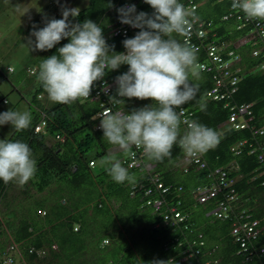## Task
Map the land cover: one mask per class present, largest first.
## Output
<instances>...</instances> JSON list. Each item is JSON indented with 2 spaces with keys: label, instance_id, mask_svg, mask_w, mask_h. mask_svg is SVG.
<instances>
[{
  "label": "trees",
  "instance_id": "16d2710c",
  "mask_svg": "<svg viewBox=\"0 0 264 264\" xmlns=\"http://www.w3.org/2000/svg\"><path fill=\"white\" fill-rule=\"evenodd\" d=\"M194 1L197 2V15L202 20H211L217 35L215 43L233 40L237 36L230 21L220 20V16L227 11L229 1ZM111 3L113 7L110 8L107 6L108 0H87L84 6L80 4L79 16L69 19L73 22L90 19L99 24L107 42L114 45V50L119 53L125 50L122 44L124 39L114 36L111 30L119 15L116 9L125 3H132L137 12L143 11L149 15L153 9L144 0H111ZM2 4L0 0V7ZM61 5L66 7L61 0H53L42 9L39 8L27 20L23 32L30 35L33 24L38 29L44 26L46 19H60ZM176 38L182 42V37ZM67 42L68 39L64 38L52 49L34 51L31 63L35 65L37 74L41 61L58 54L57 49ZM247 48L243 44L235 49L241 56L240 65L244 69L256 63L249 56ZM203 60V50L198 49L197 63ZM127 68V65H121L119 69L107 72L104 79L112 81L126 72ZM210 75L201 72L199 79H193L198 92L193 100L182 107L192 112L194 121L217 130V126L225 120L226 110L221 101L209 100L205 95L211 84ZM0 78H3L2 75ZM40 93L46 94L45 98H48L37 80L28 101L34 106L30 112L31 126L20 133L13 129L6 138L19 139L29 145L37 162V171L34 179L24 188L32 200L26 196L27 203L25 199L20 201L22 210L18 216L14 209H7V197L11 194L6 192L11 182L4 184L0 181V256L7 245L14 243L19 248L17 264H203L210 259H216L217 264H256L264 259V182L261 184L264 177L258 175L256 180L252 179L258 171V164L254 154L244 151L248 147L247 143L255 147L258 138L251 137L245 130H224L218 146L204 155L209 170L189 165L183 172L179 164L182 148L178 142L173 147L171 157L160 162L147 160L142 150L133 148L135 159H141L138 167L128 166L125 162L131 160L116 153L123 166L136 176L135 183L117 184L105 168L96 165V159L100 160L109 154V143L103 138L102 130L92 128L91 116L99 109L97 101H76L72 104L50 102L49 105H43L36 98ZM115 95L116 83L105 96L115 103L113 112L119 111L116 108L130 112L151 103L150 100L123 98V104L117 101ZM232 99L236 103H253L252 112L256 120L264 124V74L245 72L237 82ZM201 105L206 106L205 110H201ZM41 114L45 118V134L33 131ZM47 135H62L63 140L48 145L44 138ZM242 138L246 139L242 151L232 154L229 145ZM90 161L94 163L93 166L88 165ZM230 161L234 165H229ZM222 166L228 167L229 176L235 178L234 184L223 191L217 190L215 197L198 203L194 198V190L216 185L217 178L211 169ZM152 175L158 176L169 189L163 205L157 211L143 204L146 198L144 189L150 187L154 190L155 187L149 182ZM230 191L238 196V200L231 204L232 209H228L230 218L234 219L237 212L243 209L258 219V236L251 246L253 248L250 247L254 251L246 244L244 253H237L238 243L228 234L230 222L212 219L206 214L213 204H217ZM235 204L239 207L236 212L233 211L236 209ZM167 205H175L186 214L187 228L184 229L183 222L171 228L155 227L161 221ZM197 234L201 235L204 242L199 247V254L181 260L179 253L186 248V240L196 238ZM259 247H263V252H259ZM169 257H172L171 261H168Z\"/></svg>",
  "mask_w": 264,
  "mask_h": 264
},
{
  "label": "clouds",
  "instance_id": "9594fccd",
  "mask_svg": "<svg viewBox=\"0 0 264 264\" xmlns=\"http://www.w3.org/2000/svg\"><path fill=\"white\" fill-rule=\"evenodd\" d=\"M227 1H229L227 11L220 16V20L230 21L237 31V36L233 40L230 39L232 41L223 40L218 43L214 42L217 35L213 31L214 26L211 20H202L195 9L194 11L186 9L183 0H144L153 9L151 15L143 11L137 12L136 6L132 3H125L117 8L116 11L119 15L111 30L118 19L122 24L139 29L133 37L122 41L125 51L119 53L114 50V45L107 42L99 24L90 19H85L83 22H73L72 19H69L70 17L79 16L80 9L78 7L68 8L61 5L60 19H46L44 26L38 29L33 24V31L30 33L27 42L30 51L52 49L64 38H67L68 42L57 49L58 54L51 55L41 61L38 74L35 67H28V74L36 76L47 93L48 99L54 104H72L76 101L83 102L86 100L89 102L97 101L99 109L91 116L92 128L93 130L101 129L103 138L110 144V147L107 148L109 154L99 163L101 167L107 170L115 183L136 182V176L130 174L129 169L123 166L121 158L116 153H121L123 156L128 157V160H131L125 162L128 166L138 167L141 159H135L136 153L133 148L142 150L147 160L160 162L171 157L173 147L178 142L182 148L179 164L185 172L186 167L194 163L190 158L196 157L198 161L205 162L204 155L218 146L222 136L221 132L226 129L231 131L245 130L251 137L258 138L255 147L252 143H247L248 147L244 151L246 154H254L255 161L258 164L256 169L258 171L255 175L264 177V124H260L256 120L252 112L253 103H236L232 99V95L237 90V82L245 72L264 74L263 58L260 55L264 51V38L259 39L256 33L249 31L250 25L237 28L239 22L234 18V15H229L233 9L239 10L248 20L261 21L264 29V0ZM192 2L196 8L197 2L194 0ZM75 3L82 7L87 3V0H84V2L75 0ZM230 5L233 9L230 8ZM107 6L113 7L111 0H108ZM28 9H24L21 15L28 13ZM194 15H196L198 21L202 22V27L205 30L203 42L197 49L186 42L182 43L176 38L188 35L192 28L191 17ZM224 15H228V18L223 19ZM31 37H34L35 40L33 41ZM243 44L248 46L249 56L256 61L252 67L247 69L240 65L241 56L235 51L237 46ZM207 45L215 46L222 55L223 60L230 63L229 71L234 78L232 86L234 91L230 92L228 97L218 99L207 95L213 83L210 77L211 84L205 95L209 100L221 101L222 107L226 110L225 120L217 126V130L194 121L192 112L187 108L185 109L191 112L189 116L191 123L182 121L181 116L183 113L177 111V109L183 108L184 104L193 100L198 92V86L192 82L193 79H199L201 72L204 70L203 65H197L198 49L203 50L206 58L205 47ZM255 51L258 52L254 54ZM121 65H127V71L116 76L112 81L107 78L104 85L108 84L110 90L116 83V95L114 97L117 98L119 103L124 104L123 98L150 100L151 103L132 109L130 112L121 111L120 108H116L119 110L118 112H113L111 109L106 108L108 111L100 117L99 114L106 107V104H111L115 108V103L110 101V98L105 97L109 92L107 88L105 89L107 94L99 97L103 102L93 99L95 83L103 80L107 72L117 70ZM5 71L10 73L13 70L7 66ZM36 98L40 100V95L38 94ZM2 102L5 103V100L3 99ZM240 105L246 106L243 112L238 113L240 120L244 121L246 126L244 128H233L228 121L229 108L230 106L236 108ZM205 108V105H201L202 111ZM31 121L32 115L29 111L7 110L0 113V126L9 124L16 133L27 130L31 126ZM182 123H186L187 126L181 125ZM44 124L45 118L41 114L39 121L33 127V131L45 134ZM96 125H99V127L97 128ZM44 138L48 145L63 140L62 135L52 137L47 135ZM47 140L51 141L48 142ZM244 144H246L245 138L236 140L229 145V151L232 154H239ZM259 155L262 157L261 161L258 158ZM229 163L233 164V161ZM88 165L93 166L94 163L90 161ZM197 169H208L206 162ZM213 170L211 169V172ZM36 171L37 162L33 158L32 149L27 143L19 139H0V181H3L4 184L15 181L22 188L34 179ZM154 178L156 180H153ZM149 182L155 187L150 192H148L150 187L144 189L143 195L146 198L143 204L151 206L153 210L157 211L163 205V199L169 189L161 192L160 188L156 187L157 182L166 187L156 175H152ZM224 188L225 186H220L218 191H222ZM194 198L198 203H201L198 201L197 196ZM237 200L238 196H236L235 202ZM154 201L159 202L157 206H155ZM217 204H213L206 211V214L210 215L212 219L230 222L228 234L234 240L230 234V229L235 218L227 220L226 218L216 217L213 211ZM227 206L228 209H232L231 204L227 203ZM169 207L175 208L173 205H167L165 211L162 212L161 221L155 227H172V225L163 222V215L168 214ZM238 208L236 205V209H233V211L236 212ZM175 210L177 211V209ZM240 211L248 213L250 215L249 221L255 222L253 227L254 238L245 243V245L248 244L246 247L249 246L250 249L258 236L259 222L250 212L243 209ZM178 212L182 215V220L174 225L183 222L185 229L188 227V223L185 222L187 216L180 209H178ZM228 212L229 210H227V215H229ZM234 242L238 243L236 252L243 254L245 250H240L238 241L234 240ZM203 244L200 234H197L196 238L186 240V248L179 253L180 259L184 260L199 254V247ZM10 246H13V249H10ZM250 250L254 251V249ZM14 253L18 256L19 248L17 244L10 243L6 246L4 254L0 256V264L7 256L11 258V264H15ZM40 254H43V252ZM171 260L172 257H169L168 261ZM203 264H217V260H206ZM256 264H264V260L261 259Z\"/></svg>",
  "mask_w": 264,
  "mask_h": 264
},
{
  "label": "built area",
  "instance_id": "2783aa9c",
  "mask_svg": "<svg viewBox=\"0 0 264 264\" xmlns=\"http://www.w3.org/2000/svg\"><path fill=\"white\" fill-rule=\"evenodd\" d=\"M183 3L188 10L195 9V4L192 2V0H183ZM232 5V4H231ZM230 5V8L232 6ZM229 15H234V18L239 22L237 25V28L243 27L245 25H250L249 31L252 33H256L258 35L259 39L264 38V29L262 27L261 21L258 20H248L242 12L239 10H234L229 13ZM223 19L228 18V15H224L222 17ZM192 22V28L189 31L188 35L182 36V42H186L190 46H194L196 49L199 47V45L203 42V36L205 35V30L202 27V22L198 21L196 15L191 17ZM138 32V29L131 27L127 24L120 23L119 19L117 23L113 26L112 34L118 35L122 38H131ZM264 44V42H263ZM219 50L215 48L213 45H207L205 47L206 52V58L208 60L207 64L200 63L199 65L204 66L205 71H213L214 74L212 75V86L207 92L208 96H211L212 98H218L223 99L225 97H228L230 92L234 91V78H230V63L228 61L223 60L222 55L218 52ZM259 51V50H258ZM258 51L253 52L256 54ZM262 60V67L264 68V51L260 53ZM108 89L109 91V85H103L99 89H95L93 99L99 98L100 96L106 95L105 89ZM103 102V101H102ZM107 107H104L99 114L101 117L102 114L108 110H106ZM246 106L240 105L238 107L230 106V114L228 116V121L231 124L233 128H244L246 125L244 121L240 120V117L238 113L243 112ZM178 112H182L183 115L181 116L182 121H186L188 123H191L189 120V116L191 112L187 111L185 108L177 109ZM118 112V111H115ZM181 125L187 126L186 123H182ZM98 128L99 125H96ZM264 147V143H263ZM259 160H262L261 155L258 156ZM195 163L198 160L195 158H190ZM200 167L202 164L199 165ZM211 173L215 174V177L217 178L216 185H213L211 188H202L197 187L195 189L196 196L198 198L199 202L205 201L206 199L215 196L216 191L219 189L220 186H227L224 181V173L220 172L218 169H214ZM153 180H156L155 178ZM156 187L160 188L161 192H165L167 190V187H163L160 182L156 183ZM151 190L149 189L148 192ZM226 198H231V196H228ZM155 206L158 205V201H154ZM148 203V202H147ZM227 210L228 206L227 203L224 201H221L217 204V207L214 209L213 214L218 218H226L227 217ZM168 214L163 215V222L168 225H174L177 222L182 220V215L178 211L175 210L174 207L168 208ZM250 215L248 213H244L243 211L237 212L235 219L232 223V227L230 229V234L233 236L235 241L239 242L240 250H245V243L254 238V230L253 227L255 226V222L249 221ZM10 249H13V246H10ZM260 252L263 251V249L259 250ZM11 258L9 256L5 257L2 261V264H11Z\"/></svg>",
  "mask_w": 264,
  "mask_h": 264
},
{
  "label": "rangeland",
  "instance_id": "374dc122",
  "mask_svg": "<svg viewBox=\"0 0 264 264\" xmlns=\"http://www.w3.org/2000/svg\"><path fill=\"white\" fill-rule=\"evenodd\" d=\"M61 1L68 8H80L75 0ZM52 2L53 0H2L3 4L0 7V75L3 78H0V113L7 110L29 112L34 110V106L28 101L31 99L37 80L27 72L28 67L35 66L31 63L34 51H30L27 44L30 35L23 32V27L39 8L42 9ZM81 2H84V0H81ZM27 8H29L28 13L21 15L23 10ZM31 39L35 40L34 37H31ZM7 66L11 67L13 71L6 72L5 68ZM39 95L40 102L43 105L50 104L51 101L45 98L46 94L40 93ZM3 99L5 103L2 102ZM12 130V126L9 124L0 126V139H6ZM47 141L50 142L51 140ZM108 146L110 147V144ZM104 157L100 160L96 159L98 167L100 166L99 162ZM25 187L26 184L21 188L13 181L6 192L11 194L7 197L9 199L7 209H14L17 216L22 210L19 205L20 201L25 199L27 203L26 196L29 197L24 190ZM29 199L32 200V197H29ZM14 256V263L17 264L18 256L16 253H14Z\"/></svg>",
  "mask_w": 264,
  "mask_h": 264
},
{
  "label": "bare ground",
  "instance_id": "6f19581e",
  "mask_svg": "<svg viewBox=\"0 0 264 264\" xmlns=\"http://www.w3.org/2000/svg\"><path fill=\"white\" fill-rule=\"evenodd\" d=\"M225 19V18H224ZM114 36H118V35H114ZM123 39H125V38H123ZM125 51V50H124ZM200 63H203V64H207L208 63V60H207V58H205V60H203V61H201V62H198L197 63V65H199ZM202 72H204V73H208V74H211L210 76L212 77V75L214 74V72L211 70V71H205V70H203ZM260 73V72H259ZM230 78H233V76H232V74H230V76H229ZM105 82H106V79H104L103 78V80H101V81H97L96 83H95V87H94V89H99L100 87H102L104 84H105ZM94 95H92V97H93ZM96 99H98V100H100L101 98H96ZM106 107L108 108V109H111L112 111H113V106L111 105V104H107L106 105ZM115 112V111H114ZM200 164H202V165H204L205 164V162L204 161H197V162H195V163H193L192 165H193V167H195L196 169L198 168V167H200L199 165ZM234 164V163H233ZM233 164H229V165H233ZM228 167H224V166H222V167H216V168H214V169H218L220 172H223L224 173V181H225V183H226V185L227 186H225V188L224 189H228L232 184H234V182H235V178L234 179H232L230 176H229V170H226ZM256 178H257V176L255 175L254 177H252V179L253 180H256ZM261 178V177H260ZM262 178H263V176H262ZM264 182V179H262V183ZM151 191H152V189H150ZM223 191V190H222ZM194 192H195V190H194ZM228 194H225L224 196H223V199H221L220 201H218L217 203H219V202H221V201H224V202H226V203H228V204H234V202H235V199H236V196H237V194L236 193H234L233 191H230V192H227ZM228 196H231V198H226V197H228ZM212 197H215V196H212ZM211 198V197H210ZM209 199V198H208ZM207 200V199H206ZM179 204V203H178ZM262 204H264V199L262 200ZM173 206H175V205H173ZM175 209H177V207L175 206ZM177 211H178V209H177ZM226 219L227 220H231V218H230V216L229 215H227V217H226ZM263 247H259V249H262ZM263 259V258H262ZM264 260V259H263Z\"/></svg>",
  "mask_w": 264,
  "mask_h": 264
}]
</instances>
